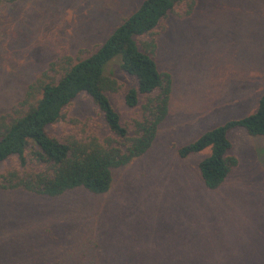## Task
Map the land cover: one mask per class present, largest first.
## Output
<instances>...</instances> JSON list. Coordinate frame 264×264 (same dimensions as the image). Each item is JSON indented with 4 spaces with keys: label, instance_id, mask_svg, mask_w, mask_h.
<instances>
[{
    "label": "rangeland",
    "instance_id": "obj_1",
    "mask_svg": "<svg viewBox=\"0 0 264 264\" xmlns=\"http://www.w3.org/2000/svg\"><path fill=\"white\" fill-rule=\"evenodd\" d=\"M142 1L0 5V115L49 62L93 52ZM155 62L171 75L172 93L150 152L115 171L105 195L0 190V264H264V137L229 133L238 166L217 191L197 171L207 151L186 159L176 153L206 130L255 112L264 91V0H195L189 17L164 21ZM110 70L122 88L109 99L125 123L140 113L124 105L136 81L116 63ZM69 117L97 111L79 96Z\"/></svg>",
    "mask_w": 264,
    "mask_h": 264
},
{
    "label": "trees",
    "instance_id": "obj_2",
    "mask_svg": "<svg viewBox=\"0 0 264 264\" xmlns=\"http://www.w3.org/2000/svg\"><path fill=\"white\" fill-rule=\"evenodd\" d=\"M16 1L0 0V5ZM194 7L195 0H143L93 52L76 61L49 62L22 98L0 115V190L48 198L77 189L107 194L115 171L150 152L168 116L172 78L158 70L157 38L169 16L187 18ZM115 63L136 81L125 92L124 105L140 113L125 123L109 99L122 88L108 71ZM79 96L91 100L97 117H69ZM58 127L59 136L54 133ZM237 129L264 137V91L254 113L206 130L176 149L180 159L208 152L197 171L209 191L219 190L238 166L229 139Z\"/></svg>",
    "mask_w": 264,
    "mask_h": 264
}]
</instances>
